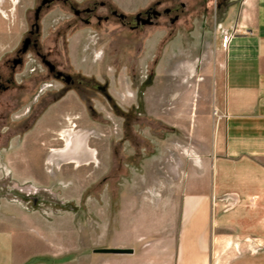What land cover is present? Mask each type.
I'll list each match as a JSON object with an SVG mask.
<instances>
[{
  "label": "rangeland",
  "instance_id": "obj_1",
  "mask_svg": "<svg viewBox=\"0 0 264 264\" xmlns=\"http://www.w3.org/2000/svg\"><path fill=\"white\" fill-rule=\"evenodd\" d=\"M241 1H0L2 81L27 38L42 55L28 49L14 84L0 91V209L36 215L46 228L41 238L26 231L33 223L7 222L19 256L48 261L38 254L53 246L59 264L85 247L82 256L94 257L113 242H177L183 184L213 162L221 140L199 114L217 113L213 76ZM69 3L87 9L84 21ZM148 14L151 25L132 28ZM71 140L83 145L79 162L69 158ZM254 252L216 250L213 260L235 264Z\"/></svg>",
  "mask_w": 264,
  "mask_h": 264
},
{
  "label": "crops",
  "instance_id": "obj_2",
  "mask_svg": "<svg viewBox=\"0 0 264 264\" xmlns=\"http://www.w3.org/2000/svg\"><path fill=\"white\" fill-rule=\"evenodd\" d=\"M229 20L230 31L222 42L227 36L231 40L213 76L217 113L199 114L201 123L220 131L221 140L214 144L213 162L207 168L197 165L200 174L183 184L177 242L142 249L113 242L101 250L130 253L94 257L86 252L82 256L85 247L79 257L69 262L61 258L59 264H216L214 251L238 248L255 252L244 253L235 264H264V0H242L238 15L232 10ZM219 199L226 202L225 209ZM16 214L20 220L0 209V264H52L57 259L53 246L47 254H38L48 261L30 262L34 256L21 257L15 251L7 222L33 223L26 231L39 232L41 238L39 226L46 229L38 216L22 210Z\"/></svg>",
  "mask_w": 264,
  "mask_h": 264
},
{
  "label": "flooded vegetation",
  "instance_id": "obj_3",
  "mask_svg": "<svg viewBox=\"0 0 264 264\" xmlns=\"http://www.w3.org/2000/svg\"><path fill=\"white\" fill-rule=\"evenodd\" d=\"M1 1V0H0ZM47 1H44V5ZM97 5L95 6V9H97ZM40 7L36 13V19L38 20L39 17H40ZM86 10L85 11H79L77 10L75 7H73V4L69 3V11L70 13L73 15V16H76L77 18H80V20H83L84 21V16L83 15H87L86 14ZM91 10V9H90ZM96 11V10H95ZM94 11V12H95ZM90 15L92 16L91 18L94 19V15L92 11H90ZM83 17V19H81ZM119 21V18L117 19ZM125 20V19H123ZM178 20V17H176V21ZM102 21V18L100 19L99 17L97 18V22L98 23H101ZM136 23V26H133L132 28L135 29L137 28V26L139 27L141 24L143 25H151L152 23V20L150 18V15L148 14V19H142L140 16L137 17V21H135ZM125 25V24H123ZM131 26V23L128 24ZM39 33V26L38 25H34L33 27V30L31 31V36L34 37L35 34H38ZM37 40H35V42H33L31 39L27 38L25 41H24V49H21L20 51H18V55L15 57V59L11 62V64L9 65V67H7L8 71H7V75L4 77V80L5 81H2L1 77H0V82H2V84L0 85V91H4V90H7L8 87L12 86V84H14V76L15 74L17 73V69L18 68H23V59H22V56H24V54L28 51V49L32 48L33 50H36L37 51V56L38 58L40 59V56L41 53L40 51H38V44L36 42ZM46 57V56H45ZM43 57L41 59V63L48 69V73L49 75H53V77H57L58 79H60L61 81H66L65 77H63L61 74L62 72L59 71L57 72L56 71V67L51 64V62L47 61L46 58ZM68 81H70V79H68Z\"/></svg>",
  "mask_w": 264,
  "mask_h": 264
},
{
  "label": "bare ground",
  "instance_id": "obj_4",
  "mask_svg": "<svg viewBox=\"0 0 264 264\" xmlns=\"http://www.w3.org/2000/svg\"><path fill=\"white\" fill-rule=\"evenodd\" d=\"M68 153H69V158L71 160H75L77 162L82 160L83 156V145L80 143V141L76 142L74 145V142L69 141V146L67 147ZM97 161V160H96Z\"/></svg>",
  "mask_w": 264,
  "mask_h": 264
},
{
  "label": "water",
  "instance_id": "obj_5",
  "mask_svg": "<svg viewBox=\"0 0 264 264\" xmlns=\"http://www.w3.org/2000/svg\"><path fill=\"white\" fill-rule=\"evenodd\" d=\"M97 252L101 254H129L130 253V251L128 250H116V249H103Z\"/></svg>",
  "mask_w": 264,
  "mask_h": 264
},
{
  "label": "built area",
  "instance_id": "obj_6",
  "mask_svg": "<svg viewBox=\"0 0 264 264\" xmlns=\"http://www.w3.org/2000/svg\"><path fill=\"white\" fill-rule=\"evenodd\" d=\"M231 40V37L230 36H227V37H224L223 39V47L226 48L229 41Z\"/></svg>",
  "mask_w": 264,
  "mask_h": 264
}]
</instances>
